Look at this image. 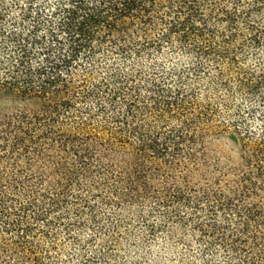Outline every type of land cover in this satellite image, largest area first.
I'll return each mask as SVG.
<instances>
[{"label": "trees", "instance_id": "1", "mask_svg": "<svg viewBox=\"0 0 264 264\" xmlns=\"http://www.w3.org/2000/svg\"><path fill=\"white\" fill-rule=\"evenodd\" d=\"M0 264H264V0H0Z\"/></svg>", "mask_w": 264, "mask_h": 264}, {"label": "rangeland", "instance_id": "2", "mask_svg": "<svg viewBox=\"0 0 264 264\" xmlns=\"http://www.w3.org/2000/svg\"><path fill=\"white\" fill-rule=\"evenodd\" d=\"M250 125H252V121L250 122ZM252 127H254V128L257 129V128L259 127V123H258V122H254ZM224 148H225V150H227V151L230 150V148H228V147H226V146H224ZM229 152H230V151H229Z\"/></svg>", "mask_w": 264, "mask_h": 264}]
</instances>
